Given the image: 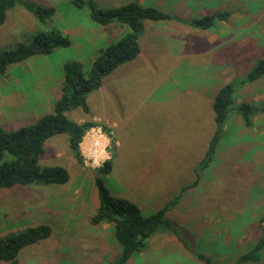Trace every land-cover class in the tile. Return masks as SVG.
Returning <instances> with one entry per match:
<instances>
[{
  "label": "rangeland",
  "instance_id": "obj_1",
  "mask_svg": "<svg viewBox=\"0 0 264 264\" xmlns=\"http://www.w3.org/2000/svg\"><path fill=\"white\" fill-rule=\"evenodd\" d=\"M30 1L56 8L46 28H60L71 43L11 64L0 74V124L8 128L32 123L52 110L65 61L78 59L89 70L98 50L128 29L120 23L94 22L88 7L78 8L70 0ZM93 1L106 8L132 0ZM141 3L185 19L229 14L207 29L175 19L145 23L140 54L105 77L88 96V111L67 112L79 122H97L95 126L109 135L112 170L99 173L98 167L79 161L69 133L48 139L39 163L65 167L69 181L1 190L0 234L40 222L49 223L52 234L22 250L17 262L0 264H110L119 248L112 225L90 223L99 204L96 178L112 194L135 201L144 215L169 204L195 180L216 131L215 94L227 81L243 77L264 55V0ZM30 14L22 5L9 10L0 26V53L33 39L44 27ZM186 33L198 52L188 48ZM208 34L219 41L213 43ZM246 84L236 91L213 162L201 171L198 185L166 212L177 234L154 233L148 246L126 264H210L199 258L201 253L212 262L234 263L262 236L264 112L255 114L253 126L247 127L235 106L247 99L264 106V77ZM18 89L26 96L13 92ZM252 263L264 264V251L261 260Z\"/></svg>",
  "mask_w": 264,
  "mask_h": 264
},
{
  "label": "trees",
  "instance_id": "obj_2",
  "mask_svg": "<svg viewBox=\"0 0 264 264\" xmlns=\"http://www.w3.org/2000/svg\"><path fill=\"white\" fill-rule=\"evenodd\" d=\"M78 8L88 7L90 18L102 25L120 23L128 27L117 40L101 47L93 58L90 69L78 59L65 61L63 78L52 110L40 115L34 122L15 128L0 124V191L16 186L64 184L69 181L67 169L61 165L42 166L40 156L45 152V143L52 136L69 133L70 147L79 161H82L80 143L86 130L98 124L95 121L79 122L67 115L68 111L80 108L89 110L88 96L103 84L106 76L122 64L132 61L141 52L140 37L147 21L178 20L189 26L211 28L218 19L227 18L229 12L220 11L198 18H182L176 13L156 6H145L141 1L132 0L113 7H100L93 0H70ZM16 5L24 6L44 26L25 42L0 53V74L8 72L11 64L18 63L34 55L49 54L70 45V38L55 26L46 28L56 14L53 6H43L30 0H0V26L4 25L8 12ZM264 77V55L260 57L241 78L233 79L219 88L212 101L216 131L212 134L205 155L200 160L192 183L184 185L169 204L162 209L144 215L140 206L128 197L114 195L100 177L96 178L99 204L90 216L92 225L109 223L116 238L117 256L110 264H126L141 249L148 246L149 238L156 232L177 234L178 228L167 218L170 206L179 203L183 193L198 185L200 173L213 162L218 143L230 111L236 103V91L247 82ZM237 105V104H236ZM244 124L252 127L253 116L264 112V106L242 101L235 106ZM112 170L111 160L98 167L99 173ZM52 226L46 222L29 225L21 229L0 234V262H17L26 247L44 239H49ZM264 251V233L250 248L239 254L234 263L212 262L211 257L199 254L210 264H254L259 262Z\"/></svg>",
  "mask_w": 264,
  "mask_h": 264
},
{
  "label": "built area",
  "instance_id": "obj_3",
  "mask_svg": "<svg viewBox=\"0 0 264 264\" xmlns=\"http://www.w3.org/2000/svg\"><path fill=\"white\" fill-rule=\"evenodd\" d=\"M82 162L89 167H101L111 158L110 137L99 126L89 127L80 143Z\"/></svg>",
  "mask_w": 264,
  "mask_h": 264
},
{
  "label": "crops",
  "instance_id": "obj_4",
  "mask_svg": "<svg viewBox=\"0 0 264 264\" xmlns=\"http://www.w3.org/2000/svg\"><path fill=\"white\" fill-rule=\"evenodd\" d=\"M141 1V0H140ZM27 10V9H26ZM28 12H30V11H28ZM27 13V12H26ZM32 14V13H31ZM30 14V15H31ZM33 15V14H32ZM226 19V18H225ZM156 24H158L157 22H156ZM209 35V39L213 42V43H217L219 40H216L215 38H211L210 37V34H208ZM190 35H189V33H186V36L184 37L185 39H186V41H187V44H188V48L189 49H191V50H193V54L194 53H196V52H198L199 50H197L198 48L196 47V45L194 46V42L193 41H191L190 40ZM227 82H229V81H227ZM246 85H248V84H246ZM13 92H16V93H18V94H22V96H26L25 95V93L24 92H21V90L20 89H18V90H13ZM56 98H57V95H56ZM247 101H249L248 99H247ZM16 111L17 112H19V113H21L22 111L21 110H19V109H16Z\"/></svg>",
  "mask_w": 264,
  "mask_h": 264
}]
</instances>
